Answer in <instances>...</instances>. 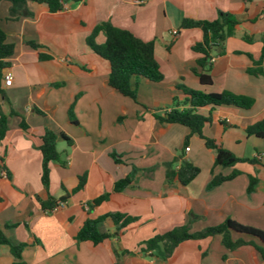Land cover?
<instances>
[{"label":"crops","instance_id":"crops-1","mask_svg":"<svg viewBox=\"0 0 264 264\" xmlns=\"http://www.w3.org/2000/svg\"><path fill=\"white\" fill-rule=\"evenodd\" d=\"M10 3L0 0V29L14 47L0 70V89L5 96L8 130L0 141V227L11 241L26 244V264H264L259 253L245 245L226 250L220 236L180 243L165 260L143 252L142 243L176 226L199 232L230 219L264 232V140L246 129L264 119V74L247 70L260 56L264 40V0H83L51 13L43 5L28 3L30 17L12 21ZM234 16L239 24L224 43L208 75L211 86H201L191 73L198 57L191 50L202 40L200 29H182L183 19L212 21L219 13ZM154 43V54L164 79L159 83L140 78L136 101L118 94L108 85L109 64L86 46V38L101 23ZM178 35L172 38L170 32ZM244 36L251 38L250 42ZM39 46L33 49L26 43ZM104 42L100 33L97 44ZM45 56L46 58H40ZM264 72V61L262 63ZM13 80L4 86L2 74ZM185 86L204 93L230 92L253 99L248 109L200 108L211 115L202 135L214 140L238 159L231 168L214 167L215 150L204 140L189 135L184 126L160 122L155 115L168 112L174 100H183L178 89ZM8 105H7V104ZM72 112V119L68 115ZM24 122L26 129L20 127ZM45 130L56 136L55 146L65 163L50 164L49 186L40 181V137ZM70 141V145L61 136ZM187 138L186 145L184 142ZM189 148L188 151L185 149ZM116 155L120 162L112 158ZM187 161L199 169L186 186L167 182L166 167ZM178 165H174L176 169ZM4 168V169H2ZM239 175L212 189L214 175ZM133 173L121 192L115 182ZM85 176L84 188L46 212L40 202L55 200L76 188ZM249 177L256 178L247 193ZM108 199L89 210L87 204L103 194ZM120 213L137 221L117 237L93 245L77 242L85 219ZM99 229L112 233L110 219ZM14 261L8 245H0V264Z\"/></svg>","mask_w":264,"mask_h":264},{"label":"trees","instance_id":"trees-1","mask_svg":"<svg viewBox=\"0 0 264 264\" xmlns=\"http://www.w3.org/2000/svg\"><path fill=\"white\" fill-rule=\"evenodd\" d=\"M10 8L8 17L12 21H16L21 17H30L31 13L27 9L28 3L43 5L49 12L55 13L61 11L64 5L72 2L80 3L83 0H8ZM250 2L252 0H243ZM239 21L232 15L219 13L217 18L212 21H201L183 19L180 27L182 29H200L202 32V40L195 43L191 50L198 55L195 66L191 69V73L198 78L201 86H211L212 79L208 75L211 64V57H217L224 54V43L228 37L234 34ZM102 33L104 42L96 43L97 36ZM246 42H250L251 38L244 36ZM86 46L100 59L109 64L108 85L118 94L136 101V85L140 78H144L153 83H159L164 79L160 71L159 63L154 54V43L152 41L143 42L136 38L132 33L114 27L110 23H101L97 25L90 35L86 38ZM33 49L39 46L28 42L26 43ZM14 51L12 44L6 42V36L0 29V70L7 68L8 63L5 61ZM40 58H46L40 56ZM264 61V40L259 59L253 61L251 68L247 70L248 74L258 77L264 74L262 63ZM183 94V100L178 102L174 100L170 110L162 116L155 115L160 122L168 124H178L188 129L189 135H197L204 140V145L208 149L215 150L214 167L231 168L237 163L247 162L253 164L254 160L238 159L230 152L224 150L214 140L205 138L202 135V129L206 124L211 123V115H202L197 112L200 108H209L210 110L218 107H236L240 109H250L254 101L245 96L234 95L230 92L223 91L221 93H204L201 91L191 90L185 86L178 88ZM5 104V96L0 89V141L5 137L8 130L7 117L15 116L16 113L9 107L5 111L2 107ZM7 104V103H6ZM8 105V104H7ZM70 120L72 119L71 109L68 112ZM20 127L26 129L25 123L20 122ZM247 134L254 135L264 140V119L246 129ZM70 145V141L63 135L61 136ZM56 136L53 132L45 130L40 137L39 151L42 156L40 181L43 188L47 191L49 186L50 164L58 163L64 167L65 163L61 160V155L55 146ZM187 138L184 142L186 145ZM116 163L120 162V158L112 155ZM174 165H178L173 169ZM4 169V168H2ZM199 173V169L187 161H178L169 164L166 167V180L171 182L177 180L182 186L189 184ZM239 175L238 171L233 170L229 175H214L206 186V189H212L226 181H230ZM133 173L128 174L123 179L115 182L112 191L118 193L123 191L132 181ZM257 180L249 177L247 193L251 194ZM85 186V176H80L76 188L68 192L65 189V196L59 200L48 197L46 201H41V209L50 212L59 202L66 201L68 196L75 195ZM109 194H103L87 204L89 210L98 207L102 202L108 199ZM106 219H110L114 225V232H104L99 229V225ZM136 218H132L120 213H112L102 216L96 220L85 219L82 227L76 234L77 242L88 241L93 245H97L104 240L120 235L121 231L126 229L130 224L136 222ZM14 226L4 225L0 227V245H8L10 254L14 261L12 264H26L22 261L21 253L26 244L16 243L7 238L4 234L5 229H11ZM220 236L223 247L232 251L241 246H251L260 255L264 261V232L241 225L233 220L227 219L220 225L208 227L199 232H190L189 226L181 225L172 228L163 233L156 234L147 241L143 242L142 251L150 252L155 257L165 260L173 252V250L182 242L188 240H201L209 237Z\"/></svg>","mask_w":264,"mask_h":264},{"label":"built area","instance_id":"built-area-1","mask_svg":"<svg viewBox=\"0 0 264 264\" xmlns=\"http://www.w3.org/2000/svg\"><path fill=\"white\" fill-rule=\"evenodd\" d=\"M170 35L172 38H175L177 35H178V32L176 30H172L170 32ZM216 57H211V59L209 60V63L212 64L214 61H215ZM12 80H13V77H12V74L9 70H5L2 74V81H3V85L4 86H10L12 84ZM186 151L189 150V148H186L185 149Z\"/></svg>","mask_w":264,"mask_h":264}]
</instances>
